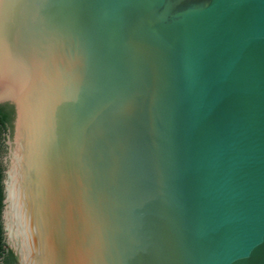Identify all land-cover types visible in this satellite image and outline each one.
Listing matches in <instances>:
<instances>
[{"label":"water","instance_id":"1","mask_svg":"<svg viewBox=\"0 0 264 264\" xmlns=\"http://www.w3.org/2000/svg\"><path fill=\"white\" fill-rule=\"evenodd\" d=\"M17 264H264V0H0Z\"/></svg>","mask_w":264,"mask_h":264},{"label":"trees","instance_id":"2","mask_svg":"<svg viewBox=\"0 0 264 264\" xmlns=\"http://www.w3.org/2000/svg\"><path fill=\"white\" fill-rule=\"evenodd\" d=\"M14 108L9 104L0 105V264H17L13 251L7 247L2 226V211L4 200V167L2 159L7 154L6 141L12 137Z\"/></svg>","mask_w":264,"mask_h":264}]
</instances>
